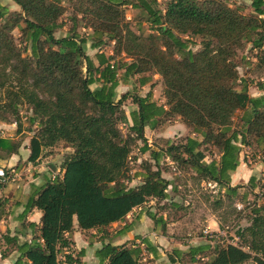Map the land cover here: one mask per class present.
<instances>
[{"label": "trees", "instance_id": "trees-1", "mask_svg": "<svg viewBox=\"0 0 264 264\" xmlns=\"http://www.w3.org/2000/svg\"><path fill=\"white\" fill-rule=\"evenodd\" d=\"M18 11H7L0 4V122L15 124L21 132L19 107L26 105L28 122L36 130L28 141L26 161L36 163L47 147L64 142L70 152L64 156L60 176L33 185L21 216L33 208L40 212L38 224L28 222V239L18 240L8 231L0 234L7 246L17 252L12 264H81L84 249L70 250L68 235L75 222L78 231L99 229L123 221L134 208L148 199L173 201L175 185L161 175V156L180 167H188L194 178L210 181L223 189L229 204L237 195V185H229L230 172L238 164L240 146L255 143L262 151L264 182V95L250 97L245 86L235 88L237 72L232 57L249 43L256 50V61L264 67V0H251L249 13L226 0H167L160 10L157 0H74L71 19L80 18L90 30L88 37L72 32L55 37L62 26L59 18L65 7L59 0H11ZM139 10L152 31L136 34L124 20L123 7ZM4 22H3V21ZM18 29L27 54L21 55L13 43L11 30ZM185 37H198L200 48L192 51ZM99 49L112 42V54H94L96 65L84 52V45ZM123 55L127 60L119 61ZM122 69V73L118 71ZM152 72L162 82L163 104L147 92L117 93L116 86L130 74ZM120 75V77H119ZM141 77V85L147 83ZM91 84L95 87L90 88ZM264 90V82L260 85ZM127 98L136 105L128 112L120 106ZM246 117L238 129L231 126L236 110ZM175 115L191 132L181 141L164 139V147L151 148L142 129L154 127L160 117ZM126 123L132 133L122 135L118 123ZM134 140H140V153H147L140 170L130 173L128 154ZM211 145L218 160H203L202 146ZM19 141L0 136V150L17 153ZM13 166H4L7 176ZM13 174V173H12ZM137 179L135 185L129 181ZM248 182L254 188L253 177ZM7 183L0 181V189ZM248 209L245 226L236 234L239 245L208 242L172 249L170 264H264V183ZM222 199L214 201L221 205ZM6 214L0 198V220ZM146 216L152 230L166 234V219L151 211ZM220 228V224H217ZM159 228V229H158ZM130 223L117 232L122 236ZM136 243L100 242L93 255L97 264H143V250L153 258L157 250L146 236L134 235ZM213 242V243H212Z\"/></svg>", "mask_w": 264, "mask_h": 264}, {"label": "rangeland", "instance_id": "rangeland-1", "mask_svg": "<svg viewBox=\"0 0 264 264\" xmlns=\"http://www.w3.org/2000/svg\"><path fill=\"white\" fill-rule=\"evenodd\" d=\"M60 3L65 7L64 13L61 15L59 20L62 23V26L55 30L54 36L61 37L65 35H70L73 31L78 33L81 36L88 37L90 33L89 29L82 23L80 18L77 16L74 19H71V6L74 0H59ZM167 0H157V7L162 10L165 2ZM230 6H238L243 13H249L251 8L249 6L251 0H226ZM0 4L6 8L7 11H18L19 8L11 0H0ZM124 20L128 23L129 27L136 34L147 35L152 31L149 29V25L144 21V16L139 12V10L131 8L129 6L123 7ZM3 21V20H2ZM4 22V21H3ZM13 35V43L21 55H25L28 51L24 50L25 44L21 41L17 28L11 30ZM187 39V45L192 51H196L200 48V39L198 37H185ZM89 41L84 45V52L87 53L90 51L88 47ZM101 53L106 56L112 54V42L109 41L105 45L100 46L99 48ZM256 50L251 48L249 43H244L243 48L236 50L235 55L232 57V61L235 64L237 72V80L235 82V88H240L245 86L246 93L250 97H255L259 95H264V90L260 89V85L264 82V67L259 66L256 61ZM88 55V54H87ZM94 58V54H90ZM116 59L119 61L127 60L123 55L116 56ZM122 73V69L118 71ZM120 77V75H119ZM141 77H147L148 81L145 85L139 83ZM123 85H117L116 91L118 93H123L125 91L136 93L137 95H145L149 92L152 95V99L161 104L164 101L162 96V82L160 77L157 74L152 72H145L143 74H130L127 76L126 80L122 82ZM90 88L95 87V84H91ZM163 98V99H162ZM136 108V105L133 104L129 98L122 102L120 109L121 111L128 113L130 110ZM246 110L239 109L236 110L231 118V126L238 129L241 125L242 120L246 117ZM19 119L21 125V132L16 134L14 133L15 124L12 121V117L9 116L8 120L10 123L0 122V136L7 137L12 141H19V151H23V144L26 147V143L30 136L36 130L35 124H30L28 122V117L30 115L29 108L26 105L19 107ZM178 118L175 115L164 116L159 118V122L156 125L157 133H154L151 137V143L148 145L151 148L164 147L165 142L164 138L161 135H165L167 139L172 142H178L183 139L185 134L175 133L177 132L174 126H171L173 121H176ZM5 126H4V125ZM170 125V126H169ZM118 128L122 135L127 133H132L128 130L127 124L119 122ZM150 134V133H149ZM147 133L146 139H149L150 136ZM191 135L194 138H199L200 136L194 132L188 130L186 135ZM155 135V136H154ZM159 135V136H158ZM141 146L140 140H134L130 145V152L128 154V166L130 168V173H136L140 170V164L143 158H147V153H140L138 148ZM202 152L204 154L203 160L208 162L211 159L215 161L218 160L219 152L212 147L211 145L202 146ZM70 148L64 142H57L51 147L45 149V155L38 159V162L48 161L51 163L48 165V168L45 172L48 174L49 179H53L54 176H60L62 173L61 165L65 155L70 152ZM262 151L260 146H257L253 143L251 146L241 145L240 152L238 154V164L234 171L230 172L229 185H237V195L234 196L229 204L225 200L223 189L210 181H201L196 180L193 175V171L188 167H180L176 163L170 161L168 157L161 156L159 158L158 164L161 168V175L168 179L171 185H175L173 201H178L179 208L173 209L169 208L167 205L168 200H159L150 198L144 204L139 207L134 208L131 213L127 214L123 221H118L110 223L107 226L101 227L99 229H89L81 232L73 233V231L68 235L72 240V236L75 241L72 242L70 250L75 254L80 248L83 247L84 253L80 257L81 264H97V261L93 255L95 247L99 245L102 241L116 242L118 244L124 243L129 246L130 243H136L140 247H143L138 243V239L134 240L133 236L129 235L128 239L123 240L117 232L123 227L124 224L132 222L135 224L134 219H136V226L138 230L136 232L144 234L152 243V245H157L155 238L150 231V226L148 227V217L146 216L147 211L153 212L155 215L165 216L166 222L170 223V218H176L179 223H175L177 228L173 230L172 233H177L179 237H189L192 235H203V230L207 229L211 233H216L211 239L218 243V245H225L227 243L239 245L241 244L236 232L237 230L243 228L247 222L248 209L253 201L261 202L263 198H256V194L261 191V185L264 183L262 180L263 166L261 164ZM51 155V156H48ZM6 156L4 151L0 150V157ZM48 156V157H47ZM46 157V158H45ZM43 163L42 166L45 167ZM55 164L57 168L53 169L50 173L49 167ZM0 165H3L1 162ZM18 171L19 177L26 180L27 173H32L35 169L29 167L26 161L19 160L18 162ZM7 166V165H5ZM15 167L16 165H11ZM16 171V170H15ZM14 177V175H10ZM253 177L254 188H249L250 182L249 178ZM11 181V180H10ZM9 181V182H10ZM138 182L137 179L129 181L128 185H135ZM217 199H222V204L219 206H214V201ZM238 204L240 207H237ZM141 218V221L139 220ZM211 219L215 220L217 224H220V228L217 231L213 232L210 230L209 224ZM144 220L146 222H144ZM185 223V224H183ZM147 227H146V225ZM182 225V227H181ZM175 226H168L172 228ZM166 227V229H168ZM159 229V228H158ZM74 230V229H73ZM218 233V234H217ZM182 242V241H181ZM174 241L168 242L157 250V255L155 258L151 254L143 250L141 255V262L143 264H169L168 256L172 255V249L175 246ZM213 243V242H212ZM242 264H253L252 261L248 260Z\"/></svg>", "mask_w": 264, "mask_h": 264}, {"label": "crops", "instance_id": "crops-1", "mask_svg": "<svg viewBox=\"0 0 264 264\" xmlns=\"http://www.w3.org/2000/svg\"><path fill=\"white\" fill-rule=\"evenodd\" d=\"M89 49H90V51L87 52L86 54H88V56L91 58L92 62L96 65V63H97L96 59L91 57L90 54H95L97 52H101V50L96 49V48L95 49L89 48ZM145 84H143V85H145ZM118 85H123V84H122V82L119 81ZM115 90H117V89L115 88ZM117 93H118V91H117ZM140 96H143V95H140ZM161 104H163V103H161ZM126 117L128 119V122H129L128 113H126ZM171 126H174L176 128L177 132H175V133H179L180 135L181 134L186 135L188 133V128L185 127V125L179 120V118L176 121H173V123H171ZM158 131L159 130H157L156 125L152 128H149L147 125H145L143 127L142 132H143V136H144L147 144L151 143L152 135L154 133H157ZM147 133L148 134L150 133L149 139H146ZM161 136H163L164 139L167 138V137H165L164 134ZM28 141H29V139H28ZM28 141L26 143V147H24L25 144H23V148H22L23 151L18 150L17 153L9 154V155H6L5 157L4 156L0 157V163L1 162L3 163L2 166H5V165H7V166L16 165L17 166L15 169L16 172H14V174H13L14 177L11 179L10 182H8L5 186H3L0 189V198L4 201L5 210H6V214L0 220V234H3V233H5V231H8L9 235H16L18 237L19 241H22L23 239H28L30 237V229L26 226V223L31 222V223H34L35 225L38 224L39 217H40V212L38 210L33 208L31 211L26 213L25 216H21V212L23 211V207H24V205L27 201V198L31 192L32 186L33 185H40L44 182V180L49 179V176L45 172V170L48 168V165L51 164V163H48V161H45V163H44V162H38V160H37L36 163H34V164L29 162V161H26V157L28 155ZM43 151H45V149H43ZM48 156H51V155H48ZM19 160H21V161L25 160L29 167L31 166L32 169H35L34 172L29 173V174L27 173L26 180L21 179L19 177V173H17V171H18L17 170L18 169L17 164H18ZM43 163L45 164V167L42 166ZM55 168H57V166L52 163L51 167H49L50 173H52L53 172L52 170ZM163 218L166 219L165 216H163ZM176 218H178V217H175L174 220H173V218H170V221H172L170 223L166 222L165 228L166 227L168 228L169 225L175 226V227H172L171 229L170 228L166 229L165 235L157 234L156 232H154L151 229L152 224L147 223L148 227L150 226V229H151L150 231H148V233H151L155 238V242L157 245H154V246H155L156 250H159V248L161 246L168 244V242H172V241H174L173 244L175 246H177L174 248H177L179 250H184V248H186V246L190 245V244H199V243L208 242L201 235H196V236L192 235L191 237H189V233H187L188 237L183 238V237L177 236L176 235L177 233H172L173 230L177 228V225L175 223H179V221H177ZM139 220L141 221V218H139ZM147 220H148V222H151L149 219H147ZM115 222H118V221H115ZM134 222L136 224V219H134ZM144 222H146V221L144 220ZM128 223H130V230L127 231L126 233L129 232V235L125 233L124 235L121 236V238L125 237V239H128L127 235L128 236L131 235V238L134 235L144 236V234L136 232L138 230V227L134 228V225H135L134 223H132V222H128ZM183 224H185V223H183ZM209 226H210V230L213 232L218 230L217 222L213 219H211V223L209 224ZM146 227H147V225H146ZM181 227H182V225H181ZM73 229H74L73 233H76L77 228H76L75 222L73 225ZM77 232L79 233L81 231H77ZM73 237L74 236H72V240L75 241V239ZM125 239L123 238V240H125ZM111 243L112 244H118L116 242H111ZM5 247H7V246L4 244L3 240L0 238V252ZM99 247H100V243L97 247H95V249L99 248ZM17 255L18 254L15 250L6 251L3 256L0 255V264H12V262L16 259Z\"/></svg>", "mask_w": 264, "mask_h": 264}, {"label": "built area", "instance_id": "built-area-1", "mask_svg": "<svg viewBox=\"0 0 264 264\" xmlns=\"http://www.w3.org/2000/svg\"><path fill=\"white\" fill-rule=\"evenodd\" d=\"M10 173H13V170H10ZM12 174V175H13ZM12 179V177L10 176H7L6 172H5V169H4V166L0 165V181L2 182H6L8 183L10 180ZM237 207H240L238 204H236ZM216 233H211L210 231H208L207 229L203 230V237H209L211 238L213 235H215ZM218 234V233H217Z\"/></svg>", "mask_w": 264, "mask_h": 264}]
</instances>
